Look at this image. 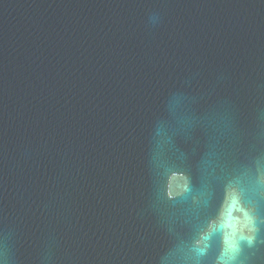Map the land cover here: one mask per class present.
I'll list each match as a JSON object with an SVG mask.
<instances>
[{"label":"water","instance_id":"obj_1","mask_svg":"<svg viewBox=\"0 0 264 264\" xmlns=\"http://www.w3.org/2000/svg\"><path fill=\"white\" fill-rule=\"evenodd\" d=\"M251 208L264 264V0H0V264H216Z\"/></svg>","mask_w":264,"mask_h":264},{"label":"clouds","instance_id":"obj_2","mask_svg":"<svg viewBox=\"0 0 264 264\" xmlns=\"http://www.w3.org/2000/svg\"><path fill=\"white\" fill-rule=\"evenodd\" d=\"M237 197H242L241 191H236ZM255 208H251L247 214L245 228L243 230H232L223 237V244L216 264H241L240 257L243 246L251 247L257 238L259 228L257 225L258 217ZM223 231L222 223H212L203 239L207 241L215 232ZM207 247V244L204 245ZM203 251V249H201Z\"/></svg>","mask_w":264,"mask_h":264}]
</instances>
